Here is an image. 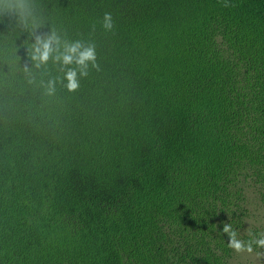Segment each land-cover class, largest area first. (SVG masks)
Segmentation results:
<instances>
[{
    "label": "trees",
    "instance_id": "1",
    "mask_svg": "<svg viewBox=\"0 0 264 264\" xmlns=\"http://www.w3.org/2000/svg\"><path fill=\"white\" fill-rule=\"evenodd\" d=\"M53 31L95 45L71 92ZM224 224L264 232V0H3L0 264H233Z\"/></svg>",
    "mask_w": 264,
    "mask_h": 264
},
{
    "label": "clouds",
    "instance_id": "2",
    "mask_svg": "<svg viewBox=\"0 0 264 264\" xmlns=\"http://www.w3.org/2000/svg\"><path fill=\"white\" fill-rule=\"evenodd\" d=\"M2 3L3 0H0V4ZM8 7H11V5H8ZM101 27L106 31L112 29L113 23L110 13L105 12L103 14ZM30 48V59L34 68L47 65L51 59L61 69L59 77L40 82V86L48 94L55 91L57 83L62 84L69 92L74 91L78 87L79 79L88 75L89 67H97L95 45L91 41L61 39L53 31L43 38L37 36ZM221 231L228 234L227 245L236 252L246 251L251 253L253 245L257 248H264V232L249 233L250 239L242 241L229 224H224Z\"/></svg>",
    "mask_w": 264,
    "mask_h": 264
},
{
    "label": "rangeland",
    "instance_id": "3",
    "mask_svg": "<svg viewBox=\"0 0 264 264\" xmlns=\"http://www.w3.org/2000/svg\"><path fill=\"white\" fill-rule=\"evenodd\" d=\"M233 264H264V256L251 253L239 254Z\"/></svg>",
    "mask_w": 264,
    "mask_h": 264
}]
</instances>
